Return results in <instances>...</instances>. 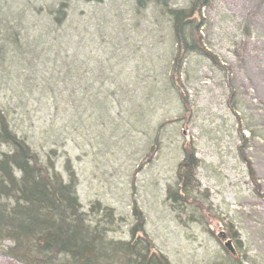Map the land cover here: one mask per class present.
Segmentation results:
<instances>
[{
	"label": "rangeland",
	"instance_id": "1",
	"mask_svg": "<svg viewBox=\"0 0 264 264\" xmlns=\"http://www.w3.org/2000/svg\"><path fill=\"white\" fill-rule=\"evenodd\" d=\"M52 1L21 0V8L17 3L14 7L17 11L26 7L27 13L33 10L39 16L38 11ZM130 1L104 0L101 7L78 3L71 21L89 19L87 14L93 11L128 30L140 22L129 10ZM191 1L173 0L170 5L187 7ZM203 18V44L229 70L233 103L224 71L192 57L181 76L188 96L186 111L174 92L175 100L166 99L152 114L149 133L146 127H125L136 109H148L144 93L155 84L158 71L153 72L152 57L143 58L147 43L141 37L131 38L119 49L113 46L121 43L123 33L119 31L116 38L112 32L105 37L108 53L93 54L125 55L118 68L123 73L118 84L135 98L124 100L128 94L122 95V104L116 105L107 127L97 131L86 127L90 133L79 129L76 142L67 141L59 149L57 170L64 175L70 161L85 213L96 204L114 211L113 224L102 223L109 239L131 240V210L136 204L144 215L148 238L170 264L231 262L227 242L240 264H264V0H210ZM152 52L157 60L165 46ZM161 81L155 85L160 87ZM30 104L32 124H48L50 117L43 119L35 103ZM185 148H193L199 160L200 187L191 197L201 209L173 207L167 200L168 188H176ZM94 213L92 218L101 220L102 213ZM227 235L229 239H224ZM0 264L16 263L0 256Z\"/></svg>",
	"mask_w": 264,
	"mask_h": 264
},
{
	"label": "trees",
	"instance_id": "2",
	"mask_svg": "<svg viewBox=\"0 0 264 264\" xmlns=\"http://www.w3.org/2000/svg\"><path fill=\"white\" fill-rule=\"evenodd\" d=\"M172 1H130L129 10L140 22L126 30L115 19L93 11L87 14L89 19L71 21L76 4L101 7L104 0H53L38 11L39 16L33 10L27 13L26 7L17 11L14 4L21 8V0H0V256L16 264H170L148 238L144 215L136 204L131 210V240L109 239L102 223L113 224L114 211L96 204L85 213L70 161L64 175L57 163L59 149L67 141L76 142L79 129L107 127L116 105L122 104V95L128 94L124 100L135 98L118 84L123 76L118 68L125 55L93 54L110 49L104 46L105 37L113 33L116 38L119 31L123 33L121 43L113 46L119 49L141 37L147 43L143 58L152 57L153 72L158 71L155 84L162 80L160 87L154 84L144 93L148 109H136L131 115L135 119H128L125 127L151 131L152 114L166 99L174 101V92L186 111L188 96L181 76L192 57L224 71L233 103L229 70L203 44V11L210 0H192L181 8L171 6ZM161 46L165 53L156 60L152 51ZM30 103H35L43 119L50 117L48 124H32ZM90 118L94 122L89 123ZM183 153L176 188H168L167 200L173 207L201 209L191 197L200 187L199 160L193 148ZM244 162L254 180L249 162ZM90 213H102L101 220ZM227 243L226 252L232 253L233 261L216 264H240Z\"/></svg>",
	"mask_w": 264,
	"mask_h": 264
}]
</instances>
